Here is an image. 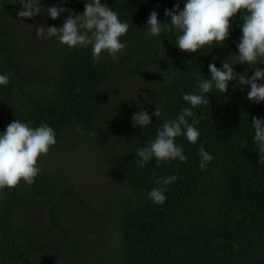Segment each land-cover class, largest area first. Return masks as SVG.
<instances>
[{"label": "trees", "instance_id": "16d2710c", "mask_svg": "<svg viewBox=\"0 0 264 264\" xmlns=\"http://www.w3.org/2000/svg\"><path fill=\"white\" fill-rule=\"evenodd\" d=\"M101 2L130 25L117 60L107 53L94 59L91 46L36 37L35 26L59 28L68 18L64 12L52 20L46 8L79 15L84 0H41L42 12L24 20L17 15L20 0H0V74L10 80L0 85V133L17 119L34 128L47 124L56 136L38 160L34 182L0 192V264H264V163L251 122L264 120V103L248 101L250 86L235 80L227 93L213 87L205 94L207 105L191 108L182 98L211 79V63L221 69L228 60L248 78L255 68L264 70V64H236L240 18L230 22L224 44L189 54L176 46L175 30L146 34L153 10L170 23L165 10L176 4L183 10L186 0ZM134 79L142 84L137 98L129 95L132 83L122 86ZM182 108L197 114L200 133L195 144L176 138L186 162L157 165L153 158L140 167L137 150ZM141 110L152 121L144 128L132 121ZM201 145L213 157L203 170ZM83 147L94 160L103 158L119 192L102 201L85 196L75 171ZM172 175L178 179L170 185L155 183ZM156 187L166 188L162 204L149 199Z\"/></svg>", "mask_w": 264, "mask_h": 264}, {"label": "clouds", "instance_id": "9594fccd", "mask_svg": "<svg viewBox=\"0 0 264 264\" xmlns=\"http://www.w3.org/2000/svg\"><path fill=\"white\" fill-rule=\"evenodd\" d=\"M66 2V0H65ZM82 14H75L66 8L52 6L46 8V16L56 20L64 12L68 18L62 27L35 26L38 39L55 37L61 44L69 48L91 46L94 59H99L102 53L117 60L120 52L127 46L121 42V37L127 34L130 25L119 19L118 12L112 11L101 0H84ZM41 0H20L22 10L18 11L21 20L32 19L42 12ZM165 16L170 23H161L158 13L153 10L147 20V35L158 37L162 32L177 33L176 46L179 50L195 54L198 50L212 44H224L229 38L231 21L237 16L241 20L242 36L237 45L239 55H235L236 64H264V0H186L183 10L176 4L173 10H165ZM28 26V25H27ZM30 27V26H29ZM32 29V27H30ZM233 65L225 60L221 69L215 63L208 65L211 79L199 81V93L183 94V100L196 108L209 104V96L213 87L222 93H227L228 84L238 81L239 86H250L247 100L253 103H264V70L259 67L254 74L237 75ZM10 82L7 74H0V85ZM191 108H182L175 118L165 121L156 129L155 138L147 141L146 147L136 152V163L143 167L153 158L157 165L160 162L179 159L186 162L183 146L177 145L176 138L184 136L189 143L195 144L200 136L195 125L198 123L197 114ZM161 115L158 108L153 113ZM191 118L192 123H189ZM133 125L144 128L152 123L151 116L144 110L132 117ZM254 140L259 149V163H264V120L253 117ZM79 131V129H78ZM56 144L55 131L47 124L32 127L29 123L15 119L6 130L0 133V192L4 189H14L21 181L31 185L40 172L38 160L46 155L51 146ZM200 168L203 170L213 157L201 145ZM178 179L172 175L156 179L157 185H170ZM165 187L153 188L149 199L162 204L166 200Z\"/></svg>", "mask_w": 264, "mask_h": 264}, {"label": "rangeland", "instance_id": "374dc122", "mask_svg": "<svg viewBox=\"0 0 264 264\" xmlns=\"http://www.w3.org/2000/svg\"><path fill=\"white\" fill-rule=\"evenodd\" d=\"M130 83H132L131 87L128 86ZM122 86H127L130 88L129 95H139V89L141 90L142 88L141 81H135V79L132 80V82H122ZM138 95L135 98H137ZM105 130H107V128ZM109 133L110 129L108 134ZM107 135L102 136L101 140L106 141ZM76 155L79 160V166L77 164L75 171L77 172V179L82 185V191L85 196L89 197L91 200L95 199L102 201L106 194H116L120 191V184H118L116 179L110 175L109 168L104 164L105 162L103 158H101L102 163L98 161L97 156V158L94 160L93 153H90L89 150L85 149L84 147L81 148L80 151L76 153Z\"/></svg>", "mask_w": 264, "mask_h": 264}]
</instances>
